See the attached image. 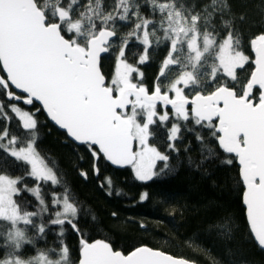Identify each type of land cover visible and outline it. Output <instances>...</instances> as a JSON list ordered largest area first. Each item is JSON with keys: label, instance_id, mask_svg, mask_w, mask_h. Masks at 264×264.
I'll return each instance as SVG.
<instances>
[{"label": "snow or ice", "instance_id": "6c2138e0", "mask_svg": "<svg viewBox=\"0 0 264 264\" xmlns=\"http://www.w3.org/2000/svg\"><path fill=\"white\" fill-rule=\"evenodd\" d=\"M251 7L0 0V264H192L85 233L83 205L38 151L41 113L93 161L130 167L141 182L176 173L182 154L197 170L234 167L242 223L224 209L209 231L232 264H253L242 242L264 252V0L256 16ZM101 186L111 188V178ZM208 254L210 264H226Z\"/></svg>", "mask_w": 264, "mask_h": 264}, {"label": "trees", "instance_id": "16d2710c", "mask_svg": "<svg viewBox=\"0 0 264 264\" xmlns=\"http://www.w3.org/2000/svg\"><path fill=\"white\" fill-rule=\"evenodd\" d=\"M251 5L250 15L256 16L260 0H251ZM104 63L107 70L111 61ZM153 71L154 66L148 67L146 75L151 77ZM38 119L41 122L38 151L56 162L83 205L81 226L91 238L108 240L124 251L147 244L197 264H210V252L232 264L224 245L209 231V224L224 209L231 210L237 224L242 223L234 167L216 162L197 170L188 165L182 154L180 159L184 163L176 173L166 179L141 182L135 179L130 167L116 169L104 159L93 161L82 146L67 140L64 132L43 113L38 114ZM188 155L194 160L198 158L199 149L194 141ZM93 164L98 167L99 176L93 172ZM80 171L88 172L87 179ZM106 177L111 178V188L101 186ZM145 191L150 198L140 201L139 196ZM112 213L117 215L114 217ZM69 243L78 247L75 237ZM242 243L253 264H264V252L250 243Z\"/></svg>", "mask_w": 264, "mask_h": 264}, {"label": "water", "instance_id": "95a60500", "mask_svg": "<svg viewBox=\"0 0 264 264\" xmlns=\"http://www.w3.org/2000/svg\"><path fill=\"white\" fill-rule=\"evenodd\" d=\"M50 123H52L50 120H48ZM53 124V123H52ZM54 125V124H53ZM55 126V125H54ZM57 129H59L57 126H55ZM60 130V129H59ZM60 131H63V130H60ZM108 162V161H107ZM112 167H114V168H116V169H123V168H125V167H120V166H115V165H112L110 162H108ZM177 258H181V257H177ZM184 259V258H183ZM187 260V259H186ZM190 261V260H189ZM192 262V264H197V263H195V262H193V261H191Z\"/></svg>", "mask_w": 264, "mask_h": 264}]
</instances>
